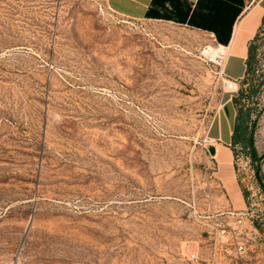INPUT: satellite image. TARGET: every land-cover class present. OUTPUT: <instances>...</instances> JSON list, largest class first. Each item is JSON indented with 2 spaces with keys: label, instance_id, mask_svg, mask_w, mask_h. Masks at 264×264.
Returning a JSON list of instances; mask_svg holds the SVG:
<instances>
[{
  "label": "rangeland",
  "instance_id": "rangeland-1",
  "mask_svg": "<svg viewBox=\"0 0 264 264\" xmlns=\"http://www.w3.org/2000/svg\"><path fill=\"white\" fill-rule=\"evenodd\" d=\"M257 43L258 159L237 145L233 167L264 264V24ZM209 45L224 47L102 0H0V264L222 257L218 225L234 218L203 138L230 93Z\"/></svg>",
  "mask_w": 264,
  "mask_h": 264
},
{
  "label": "crops",
  "instance_id": "crops-1",
  "mask_svg": "<svg viewBox=\"0 0 264 264\" xmlns=\"http://www.w3.org/2000/svg\"><path fill=\"white\" fill-rule=\"evenodd\" d=\"M113 13L133 20H161L209 32L224 47L233 41L239 22L246 21L241 36L243 43L237 53H229L224 64L225 75L243 78L248 56V44L256 35L264 16V0H102ZM242 20V21H241ZM239 23V24H238ZM234 59L239 69L236 76L227 73ZM230 95L221 111L215 115L207 130L211 154L217 163L218 179L232 209H245L244 197L235 178L232 133L236 107Z\"/></svg>",
  "mask_w": 264,
  "mask_h": 264
},
{
  "label": "built area",
  "instance_id": "built-area-1",
  "mask_svg": "<svg viewBox=\"0 0 264 264\" xmlns=\"http://www.w3.org/2000/svg\"><path fill=\"white\" fill-rule=\"evenodd\" d=\"M202 55L207 63L220 67L219 77L222 89L230 94L237 93L240 89V78H231L224 73L223 68L227 58L224 47L220 45L205 46L202 49ZM203 141L209 143L207 133ZM250 212L247 208L241 210L231 208L226 211L228 215L234 218V222H221L218 225L216 235L220 237V242L225 247H223L222 257L218 259L214 254L209 264H260L255 256L254 237L246 225V219L250 215ZM216 251L217 249L215 248V253ZM197 256L196 252H192L188 258L196 260Z\"/></svg>",
  "mask_w": 264,
  "mask_h": 264
},
{
  "label": "trees",
  "instance_id": "trees-1",
  "mask_svg": "<svg viewBox=\"0 0 264 264\" xmlns=\"http://www.w3.org/2000/svg\"><path fill=\"white\" fill-rule=\"evenodd\" d=\"M262 24H264V16L262 17L261 25ZM259 29L253 39L249 41L248 56L245 60L246 69L243 78L244 81H250L249 88H240L233 97V102L236 107V116L232 133V150L235 155L237 153L235 147L239 145L240 149L245 151L253 160L258 159L257 152L254 148L253 131L256 126L259 112L255 111V106H253L251 102H253L254 99L253 95L257 93L258 87L262 83L258 82L256 84L254 82L253 67L254 58L259 46L257 43ZM243 194L246 197V193Z\"/></svg>",
  "mask_w": 264,
  "mask_h": 264
},
{
  "label": "bare ground",
  "instance_id": "bare-ground-1",
  "mask_svg": "<svg viewBox=\"0 0 264 264\" xmlns=\"http://www.w3.org/2000/svg\"><path fill=\"white\" fill-rule=\"evenodd\" d=\"M245 22L246 21L244 20L242 22H239L240 24L238 23L239 25L236 27L233 41L231 42V44L228 47H224V50H225L227 55L229 53H237L241 50V44L243 43V37L241 36V33L243 31V26H244ZM260 133L262 136L261 139H263V143H264V116L262 118V125L260 128Z\"/></svg>",
  "mask_w": 264,
  "mask_h": 264
},
{
  "label": "water",
  "instance_id": "water-1",
  "mask_svg": "<svg viewBox=\"0 0 264 264\" xmlns=\"http://www.w3.org/2000/svg\"><path fill=\"white\" fill-rule=\"evenodd\" d=\"M256 177H257V180H259V177H258V172H256Z\"/></svg>",
  "mask_w": 264,
  "mask_h": 264
}]
</instances>
